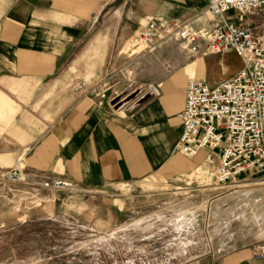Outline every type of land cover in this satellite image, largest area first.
I'll list each match as a JSON object with an SVG mask.
<instances>
[{
  "label": "crops",
  "instance_id": "0c3cea01",
  "mask_svg": "<svg viewBox=\"0 0 264 264\" xmlns=\"http://www.w3.org/2000/svg\"><path fill=\"white\" fill-rule=\"evenodd\" d=\"M254 15L232 21L264 20L260 12ZM150 19L195 29L217 21L205 0H0V107L9 112L0 130V175L21 164L28 177L66 179L110 220L126 216L144 199L151 200L155 223L164 219V211L191 218L197 228L189 240L182 239L185 256H172L167 264H264V257H252V248L264 244V171H246L218 188L217 161L206 159L207 149L193 157L174 149L181 134L176 114L184 107L189 78L212 85L235 74L242 61L230 51L170 68L168 62L183 57L172 47L164 53V65L157 53L119 65L115 47ZM84 37L88 45L81 58L104 63L110 57L114 71L153 83L158 94L115 109L105 88L76 93L63 104L62 84L44 80L61 74L62 59ZM227 55L236 56L240 65L226 63ZM54 193L59 201L62 193ZM188 199L193 206L184 211ZM26 235L19 228L0 227V237H6L0 241V264H61L46 258L44 244L17 241Z\"/></svg>",
  "mask_w": 264,
  "mask_h": 264
},
{
  "label": "rangeland",
  "instance_id": "374dc122",
  "mask_svg": "<svg viewBox=\"0 0 264 264\" xmlns=\"http://www.w3.org/2000/svg\"><path fill=\"white\" fill-rule=\"evenodd\" d=\"M124 1L111 0L113 4ZM251 13L257 16V12L237 14L229 11L225 17L241 20ZM256 19L264 24L261 18L255 17L253 20ZM131 36L132 34L124 40L118 50L115 47L113 51H119V65L125 66L134 56L143 53H157L158 63L164 65V53L172 47L183 57L168 62L167 66L170 68L201 57L211 59L210 54L203 52V48L195 52L186 42L182 44L172 40L157 45L150 52L138 48L137 50H141L139 55L128 56L131 51L128 46ZM84 38L73 46V54L62 59L61 74L55 80L49 77L44 80L46 84L54 81L62 84L59 93H62L63 104L76 93H97L105 88L108 103L115 109L139 97L138 93H127L134 84L144 83L114 71L112 67L115 61L112 58L109 57L103 63L101 58L80 57L88 45L86 37ZM23 62H26V58ZM226 63L234 68L240 65V60L234 55H227ZM117 65L118 63L115 64ZM99 85L101 87L97 89ZM8 114L6 108L0 107V130L6 125L3 119ZM6 173L7 171L0 175V227L19 228L20 232L27 235L24 236L25 239L17 240L18 242L32 246L44 244L46 258H58L61 264H167L172 256H185L181 250V242H185L182 239L189 240L187 235L197 228L192 226L191 218L181 219L176 213L166 214L165 211L162 214L164 219L155 223L149 199H144L136 207L132 206L126 216L110 220L100 209L93 210L89 196L76 187L62 190L43 188L32 176H25L23 180L11 183L6 180ZM55 191L62 193L56 202ZM188 200L184 211L193 206L191 199ZM5 238L0 237V241H5Z\"/></svg>",
  "mask_w": 264,
  "mask_h": 264
},
{
  "label": "built area",
  "instance_id": "2783aa9c",
  "mask_svg": "<svg viewBox=\"0 0 264 264\" xmlns=\"http://www.w3.org/2000/svg\"><path fill=\"white\" fill-rule=\"evenodd\" d=\"M205 1L207 12L217 19L214 24L195 29L187 23L150 19L129 39L131 51L128 56L139 55L142 48L153 51L157 45L172 40L186 42L195 52L200 48L206 54L233 51L240 57L242 68L212 85L189 78L184 107L176 114L181 134L174 149L188 157L207 149L206 159L217 161L214 182L219 188L232 184L234 178L246 171H264L263 23L256 19L252 20V24H236L225 17L229 11L237 14L260 12L264 17V0ZM133 93H138L139 97L156 95L158 87L153 83L134 84L127 95ZM25 176L21 164H16L5 174L6 180L11 183H17ZM32 177L43 188L62 190L74 187L62 178ZM252 257H264V244L252 248Z\"/></svg>",
  "mask_w": 264,
  "mask_h": 264
}]
</instances>
